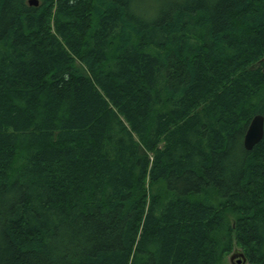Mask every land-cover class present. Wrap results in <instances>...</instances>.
Wrapping results in <instances>:
<instances>
[{"label":"trees","instance_id":"1","mask_svg":"<svg viewBox=\"0 0 264 264\" xmlns=\"http://www.w3.org/2000/svg\"><path fill=\"white\" fill-rule=\"evenodd\" d=\"M255 114L264 0H0V264H264Z\"/></svg>","mask_w":264,"mask_h":264},{"label":"water","instance_id":"2","mask_svg":"<svg viewBox=\"0 0 264 264\" xmlns=\"http://www.w3.org/2000/svg\"><path fill=\"white\" fill-rule=\"evenodd\" d=\"M28 3L30 5L36 6L39 4V0H28ZM247 128L248 129L244 135L243 141L245 148L247 150H250L255 144L261 141L264 135V115L255 114ZM231 254V260L239 256L240 258L238 259V261L241 262L240 264L246 263L245 254H243L241 251H238L236 249Z\"/></svg>","mask_w":264,"mask_h":264},{"label":"rangeland","instance_id":"3","mask_svg":"<svg viewBox=\"0 0 264 264\" xmlns=\"http://www.w3.org/2000/svg\"><path fill=\"white\" fill-rule=\"evenodd\" d=\"M237 250L240 251L239 249H237ZM233 251H234V250L232 249L231 252H229V254L225 257V259H224L225 262H228V263L230 264V259H231V255H232L231 253H232ZM239 258H240V257L237 256V257H235V258L233 259V261L231 260L232 264H240L241 262L238 261ZM245 264H247V262H246Z\"/></svg>","mask_w":264,"mask_h":264},{"label":"flooded vegetation","instance_id":"4","mask_svg":"<svg viewBox=\"0 0 264 264\" xmlns=\"http://www.w3.org/2000/svg\"><path fill=\"white\" fill-rule=\"evenodd\" d=\"M233 261V260H232Z\"/></svg>","mask_w":264,"mask_h":264}]
</instances>
